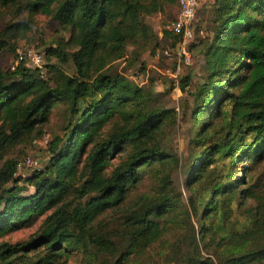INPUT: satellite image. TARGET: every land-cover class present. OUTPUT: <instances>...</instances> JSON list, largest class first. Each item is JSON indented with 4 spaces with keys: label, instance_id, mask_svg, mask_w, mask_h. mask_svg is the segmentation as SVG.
<instances>
[{
    "label": "trees",
    "instance_id": "obj_1",
    "mask_svg": "<svg viewBox=\"0 0 264 264\" xmlns=\"http://www.w3.org/2000/svg\"><path fill=\"white\" fill-rule=\"evenodd\" d=\"M21 2L27 20L0 30V50L3 40L28 28L31 14L44 13L68 29L65 45L72 47L67 58L74 70L67 74L43 62L41 78L35 67L20 63L12 70L0 68V157L8 146L40 133L54 101L65 102L76 117L65 127L63 139L51 141L43 167L20 178L15 176L18 159L0 165V237L43 216L24 241H0V264H13L29 253L36 257L33 264H62L71 250L80 251L86 264H264V196H252L246 176L249 164L264 157V0L210 3L202 73L188 91L193 148L185 187L197 229L189 224L163 240L166 221L174 228L180 223L177 204L167 193L124 209L114 230L93 226L98 214L123 203L142 172L173 159L159 143L173 109L123 75L104 69L123 55L127 41L150 34L143 17L158 11L160 4L0 0V5ZM194 32L198 36L196 27ZM162 34L173 45L180 40L167 28ZM47 51L65 61V52ZM179 82L184 91L191 78L186 75ZM122 152L106 172L110 157ZM22 190L26 192L20 194ZM248 197L252 204L244 206ZM238 210L245 214L240 228L231 219ZM158 242L161 260L144 258Z\"/></svg>",
    "mask_w": 264,
    "mask_h": 264
},
{
    "label": "rangeland",
    "instance_id": "obj_2",
    "mask_svg": "<svg viewBox=\"0 0 264 264\" xmlns=\"http://www.w3.org/2000/svg\"><path fill=\"white\" fill-rule=\"evenodd\" d=\"M160 9L152 14L143 17V21L149 26L150 34L145 36H136L131 41H127L124 47L123 55L117 59L109 61L105 65V70L119 73L129 81L143 88L145 91L155 94L157 102L167 108L173 109V116L169 125L159 135L160 146L173 156V159L163 164H153L152 168H147L141 173L140 179L134 186L126 192L123 203L116 209L106 210L96 216L93 220V226L98 230H114L117 216L124 209L137 205L144 198L153 197L161 193H167L177 204L175 214L180 223L178 228H174L171 222L166 221L165 232L161 238L171 239L172 234L182 233L189 229L192 224L194 230L197 229L196 217L191 214L188 206L187 197L189 192L185 187L187 180V166L190 161L192 147L190 128V104L191 97L188 94L193 88L194 83L202 73L203 55L205 46L203 41L208 33L205 26L208 23V11L212 0H200L196 18L193 23V39L188 42L187 53L188 60L184 61L174 50L172 39L164 37L162 29L166 28L174 18L177 5L172 0H157ZM27 12L24 9L23 2L15 6L0 5V30L5 25L16 21H26ZM195 25V26H194ZM198 29L195 37L194 29ZM68 29L60 26L53 21L49 15L44 13H33L29 16L28 28L18 32L15 38L3 40L5 43L0 50V68L7 70L16 59L17 52L32 47L39 50L42 54V62L52 65L67 74L73 73V66L68 54L72 51L69 44L65 45L68 39ZM195 37V38H194ZM56 48L66 53L65 61L57 59L48 49ZM176 67L178 71L173 77L169 72H173ZM52 74V72H50ZM189 75L190 84L185 86V90L179 89L180 78ZM82 106V104H80ZM76 116H71L67 104L62 100L54 101L52 104L47 121L40 126V133L33 134L29 138L12 144L5 148L0 157V165L5 159H20L22 155H31L40 161L42 167L46 164L50 154L49 149L54 137L64 138L67 133L68 122L74 121ZM45 134L48 140L45 144L38 142V138ZM50 142V143H49ZM60 143L57 144L59 146ZM120 155L110 157V164L106 167V172L118 162ZM26 174L29 171H25ZM248 183L250 184L252 196H264V157L256 159L249 164L246 172ZM169 184L167 185V181ZM202 183V182H201ZM19 184H22L19 182ZM29 191L28 187H25ZM19 191L20 194L26 192ZM204 194L203 196H205ZM251 199L245 200L244 206L251 205ZM243 206V207H244ZM43 216L30 219L29 222L10 230L0 237V241L9 244H15L24 241L35 232ZM176 218V217H175ZM231 219L235 222V227L240 228L245 223V214L243 211H234ZM158 243H154L149 251L143 254V257H152V259L161 260L157 257ZM36 251V250H35ZM36 257L27 254L14 260L13 264H33ZM62 264H86L84 255L78 250H71L67 257L63 258Z\"/></svg>",
    "mask_w": 264,
    "mask_h": 264
},
{
    "label": "built area",
    "instance_id": "obj_3",
    "mask_svg": "<svg viewBox=\"0 0 264 264\" xmlns=\"http://www.w3.org/2000/svg\"><path fill=\"white\" fill-rule=\"evenodd\" d=\"M177 1V11L166 27L174 34L180 35V40L175 46L174 52L183 58L184 61L188 60L187 45L192 38L193 33V23L195 20V15L197 8L199 6L200 0H176ZM22 64L24 67H35L38 71V75L41 78L45 77V69L42 62V54L39 50H35L32 47L26 48L23 51L17 52L16 59L13 61L12 65L9 67L10 70L14 69L18 64ZM178 71V67L173 72L168 74L175 76ZM48 140L47 135L42 134L38 138V142L45 144ZM40 161L31 155L22 156L17 160L15 164V176L24 178L25 171L36 170L40 168Z\"/></svg>",
    "mask_w": 264,
    "mask_h": 264
}]
</instances>
